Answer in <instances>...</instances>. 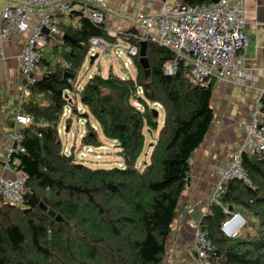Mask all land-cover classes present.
Instances as JSON below:
<instances>
[{
    "label": "trees",
    "instance_id": "1",
    "mask_svg": "<svg viewBox=\"0 0 264 264\" xmlns=\"http://www.w3.org/2000/svg\"><path fill=\"white\" fill-rule=\"evenodd\" d=\"M179 1L207 5L222 0ZM59 31L70 40L46 37L38 63L43 72L29 86V96L15 105L9 123L12 128L17 110L32 119L19 130L23 151L11 160L25 179V206L0 203V264H163L179 200L191 183L192 157L215 118L213 85L209 80L196 84L183 67L164 75L163 65L174 54L152 43L146 46L148 77L137 57L134 78L122 79L110 70L81 84L89 40L116 37L84 18L76 25L62 22ZM65 72L72 78L64 79ZM260 102L264 114V96ZM154 104L161 106L157 117ZM65 107L70 114L63 118ZM159 111L162 126L148 161L140 163L145 134L157 130ZM78 118L86 120L79 148L103 147L102 135L115 143L121 166L89 167L76 159L74 145L64 154L57 131L64 125L69 132ZM242 165L250 185L236 179L221 184L217 202L201 218V230L214 247L211 264H264V151L244 153ZM223 207L246 221L233 239L220 232L227 217Z\"/></svg>",
    "mask_w": 264,
    "mask_h": 264
},
{
    "label": "built area",
    "instance_id": "2",
    "mask_svg": "<svg viewBox=\"0 0 264 264\" xmlns=\"http://www.w3.org/2000/svg\"><path fill=\"white\" fill-rule=\"evenodd\" d=\"M145 1L159 5L158 12L152 14L137 12L133 16L135 24L125 31L116 33L111 28H106L109 36L116 37L114 41L92 37L89 40L86 60L96 54H106L112 50L116 58H125L124 69H126L129 65H133L134 58H139L140 43L145 42L155 44L174 54V59L163 65V73L166 76L173 75L179 67H183L186 76L196 84L217 80L231 81L237 86H244L258 80V76L244 66L248 39L243 32L246 24L243 0H235L231 3L222 0L207 5H186L179 0ZM107 11L108 0H18L8 3L0 10V40H10L18 33L26 34L19 58V72L24 78L20 88L19 106L23 99L29 96V86L35 82L34 74L41 51L46 45V37H60L59 25L65 18L73 20L76 24L84 18L97 26L104 25ZM42 29H46L48 34H43ZM0 59H3L1 52ZM134 76L128 77L134 78ZM263 93L254 101L250 119L243 128L244 138L241 145L231 154L226 164L216 171L210 205L217 202L216 193L221 184L236 179L250 185L242 165V155L264 151V116L260 112V99ZM138 94L143 95L142 88L139 89ZM134 105L137 109H141L138 103ZM153 108L160 109L161 106L154 104ZM77 110L84 111L80 105ZM69 114L70 108L65 107L63 118ZM31 122L29 115L17 110L2 156V170L9 174L10 178L5 179L0 175V203L25 206V179L11 166V160L14 154L23 151L20 147L23 136L19 130L27 127ZM76 122L84 127L82 134L79 135L81 138L85 133L86 120L78 118ZM91 127L96 130L94 125ZM65 130V126L61 125L57 131L58 135L60 136ZM103 148L101 146L98 149ZM84 149L85 152L80 154L82 159L80 160L76 155L77 160L82 161L95 150L92 147L81 150ZM63 152L69 155L70 149L64 145ZM223 212L227 217L221 224L220 231L227 238L233 239L240 233L246 221L241 214L232 213L227 207H223ZM191 247L197 264H211L214 247L207 233L201 230V220L193 230Z\"/></svg>",
    "mask_w": 264,
    "mask_h": 264
},
{
    "label": "crops",
    "instance_id": "3",
    "mask_svg": "<svg viewBox=\"0 0 264 264\" xmlns=\"http://www.w3.org/2000/svg\"><path fill=\"white\" fill-rule=\"evenodd\" d=\"M17 1L0 0V10L8 3ZM224 1L231 3L235 0ZM243 1L246 21L243 32L248 39L244 66L255 73L258 80L244 86H237L231 81L209 80L213 85L211 106L215 118L205 140L192 157L191 172L194 178L179 200L178 216L166 242L164 264L170 262L197 264L192 247L190 250V243L185 239L183 231L193 234L192 227L201 220L203 217L201 214L206 209L208 211L210 205L208 196L211 195L216 182V171L241 145L244 138L242 124L249 119L254 101L264 92V0ZM159 8V5L147 3L145 0H108L104 26L116 33L125 31L135 24L133 16L137 12L152 14L158 12ZM62 22H72L76 25L73 20L69 21L66 18ZM61 36L63 38L65 35L62 33ZM25 40L26 34L19 33L10 40H0V52L3 55V59H0V175L5 179L10 178V175L2 170V156L6 148V138L11 132L9 123L11 119L13 120L15 105L21 93L20 88L24 83V78L19 72V58ZM34 78H37V73L34 74ZM189 193L192 194L191 198Z\"/></svg>",
    "mask_w": 264,
    "mask_h": 264
},
{
    "label": "rangeland",
    "instance_id": "4",
    "mask_svg": "<svg viewBox=\"0 0 264 264\" xmlns=\"http://www.w3.org/2000/svg\"><path fill=\"white\" fill-rule=\"evenodd\" d=\"M134 59H133V65H129L128 68L124 69V63L126 62L124 57H122L120 59L116 58V56L114 55V52L112 50L107 52L106 54L99 53V57L95 60V62L92 66L89 65V58H88V60L85 61V63L83 64V66L80 70L78 78L82 84L91 75L98 74V75H101L102 77H106L109 70H111L114 74H116L120 77H122V76L123 77L134 76L136 74V70H135V66H134ZM41 72H43V70H41V68L39 66L35 73H37V76H39V75L41 76ZM209 83H210V81H209ZM253 108H254V103H253ZM253 108H252V111H253ZM82 110H83V108H82ZM262 116H264V114H262ZM249 119H250V116H249ZM157 121H158L157 130L152 132V133L147 132L145 134V145H144L143 154L139 158L140 163L148 161L149 153H150L149 149L154 144V141L157 137L158 131H159L160 127L162 126L163 113L161 111H159V116L157 118ZM246 122L242 124L243 128H244V125L246 124ZM83 130H84V127L80 126L75 120V121H73L69 132L62 131V134H60V136H59L62 144L67 146L69 149L72 145L75 146V155H78L80 160L82 159L80 154H83L85 152V149L81 150L79 148V143H80L79 135L82 134ZM101 139L103 141L104 148L102 147L103 148L102 150L95 149L93 151V153L88 154L87 157L82 160V162H84L85 164H87L89 167H92V168H96V167L111 168L113 166H118V165L121 166L122 161L118 157V155L116 154L117 148H115V143L106 139L102 135H101ZM97 156H99V157L96 158ZM225 164H223V166ZM192 167L193 166H191V170H192ZM214 173H215V171H214ZM191 176H192L191 177V181H192L194 178L193 173L191 174ZM195 185H197V184L195 183ZM194 192L196 194V191H194ZM211 192L213 193V189L211 190ZM195 194H193V195H195ZM209 194H210V192H209ZM191 195L192 194L189 193V198H191ZM200 195L202 197V191H201ZM208 197H210L209 198V201H210L212 195H209ZM187 206H188V204H187ZM208 214L209 213L206 209V211L201 214V217L202 216L204 217L205 215H208ZM195 227L196 226L192 227L193 228L192 230H194ZM188 234L189 233H186L185 231H183V235H184L185 239H187L190 243L189 249L191 250L192 233H190L189 235ZM186 235H188L187 238H186ZM187 246H189V245H187ZM192 253L194 255V252H192ZM189 256H191V254H189ZM194 257H195V255H194ZM164 260H163V264L165 262ZM170 264H172V262H170Z\"/></svg>",
    "mask_w": 264,
    "mask_h": 264
},
{
    "label": "water",
    "instance_id": "5",
    "mask_svg": "<svg viewBox=\"0 0 264 264\" xmlns=\"http://www.w3.org/2000/svg\"><path fill=\"white\" fill-rule=\"evenodd\" d=\"M42 33L47 35L48 31L46 29H42ZM63 39L64 40H70L67 36H63ZM146 46H147V44L145 42L140 43L139 63H140V66L142 67V69L144 70L145 77H148L149 73H150V69H149L148 59L146 57ZM97 58H98V54L91 56L89 59V65L92 66ZM63 77H64V79H71L72 75L69 72H65ZM146 86H148V84ZM153 111H154L155 117H157V110L154 109ZM13 146L15 147L16 144H14ZM40 208L43 211H47L49 216H52V217L55 216V213L52 212L51 210H48L43 204H40ZM55 219L58 222L62 221V218L60 216H55Z\"/></svg>",
    "mask_w": 264,
    "mask_h": 264
}]
</instances>
